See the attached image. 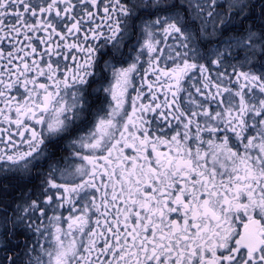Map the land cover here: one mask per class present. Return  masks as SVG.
Returning a JSON list of instances; mask_svg holds the SVG:
<instances>
[{
    "label": "snow or ice",
    "instance_id": "6c2138e0",
    "mask_svg": "<svg viewBox=\"0 0 264 264\" xmlns=\"http://www.w3.org/2000/svg\"><path fill=\"white\" fill-rule=\"evenodd\" d=\"M0 264H264V0H0Z\"/></svg>",
    "mask_w": 264,
    "mask_h": 264
}]
</instances>
